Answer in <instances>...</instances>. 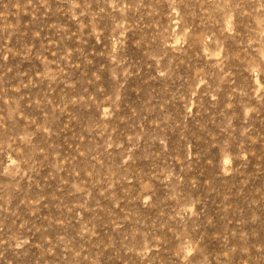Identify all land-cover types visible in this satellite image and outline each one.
<instances>
[{"label": "rangeland", "instance_id": "rangeland-1", "mask_svg": "<svg viewBox=\"0 0 264 264\" xmlns=\"http://www.w3.org/2000/svg\"><path fill=\"white\" fill-rule=\"evenodd\" d=\"M0 264H264V0H0Z\"/></svg>", "mask_w": 264, "mask_h": 264}]
</instances>
